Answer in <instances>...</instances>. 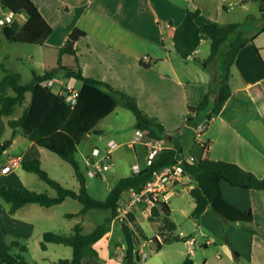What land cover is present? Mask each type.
I'll return each instance as SVG.
<instances>
[{"label": "crops", "instance_id": "0c3cea01", "mask_svg": "<svg viewBox=\"0 0 264 264\" xmlns=\"http://www.w3.org/2000/svg\"><path fill=\"white\" fill-rule=\"evenodd\" d=\"M32 1L53 29L46 40L48 46L56 48L63 46L74 28L85 31L86 36L76 44L83 76L107 83L114 89L134 97L140 109L149 117L156 118L165 128L166 133L172 137H180L183 134L189 108L200 105L210 90L214 74L217 76L216 85L219 86L220 71L223 67L221 60L216 64L205 66L204 61L211 52L209 39L202 41L191 58H182L177 53L173 41L175 29L183 23L189 11L200 12L198 21L200 25L233 24L227 21L228 15L232 14L234 9L239 13L249 11L251 5H261L259 13L262 14L261 0ZM22 19L25 20L26 16L23 15ZM259 30L245 33L249 37L256 36V38L253 44H248L239 53L232 68V96L222 111L209 122L201 139L189 140L185 144L184 157H192L194 164H198L203 158L234 163L262 179L264 178V123L261 119L263 104L258 101L256 95L264 94V33L259 34ZM38 49L40 53V48ZM7 58L4 57L3 60ZM2 64L0 63V66ZM41 67L43 70L42 61ZM3 72L6 74L2 68L0 80L4 77L1 75ZM33 72L37 74L36 71ZM43 73L44 70L37 75L42 76ZM70 82L73 80L67 81L63 86ZM120 107L98 128L102 135L104 122L117 113ZM135 125L136 119L134 127ZM9 131L11 138L12 130ZM5 132L9 133L0 114V143ZM136 132L135 127V134ZM116 134L123 135L119 128ZM92 135H87L82 144L91 139ZM102 135L98 136L99 142H92L89 152L85 153L87 162L82 168L84 172L95 149L104 153L110 144H116L114 151L121 146L114 138H109L104 145H101ZM132 141L133 138L123 145L127 144L129 147ZM167 145L169 148L172 146L169 143ZM137 146L143 158L139 156ZM131 149L134 150L136 158L131 169L132 176L147 169L148 164L147 149L143 143ZM79 153L80 151L77 155ZM52 155L55 154L18 134L9 149L5 151L3 158L6 157V162L0 163V168L9 165L13 160H18L20 163L7 174H0V185L56 196L53 189H47L41 180L33 176L34 173L27 172L22 167L24 162L38 159L41 167L52 179L66 188L77 191L79 183L75 172L69 173L64 161ZM139 157L143 160H139ZM53 168L57 171H52ZM88 187L87 184V189ZM193 187L190 177L185 176L182 183L175 188L174 195L165 201L171 210L169 217H153L151 214L153 204L145 197L140 199L126 213L114 219L109 232L94 245L99 254L98 259L86 258L82 264H125L123 258L126 254V244L122 230L125 225L130 228L135 248L140 254H146L145 249L150 246V261L147 260L146 254L147 258L141 264H182L188 255H191L195 264H228V262L235 264V259L239 264H264V192L239 189L224 181L221 182L224 200L242 211L252 212L256 226L255 232L250 233L238 224H227L211 210L205 212L200 222L195 220L192 217L195 203L190 196ZM124 196L128 197L127 192ZM75 202L77 201L67 199L61 205L51 208L29 204L11 215L10 206L0 199V245L18 238L19 242L27 245L29 253L30 246L34 244L37 250L39 249L41 258L38 264H53L61 259H71L73 250L70 247H66L70 249L67 250L65 246L49 244L47 250L43 251L40 244L43 235L48 232L69 235L75 226L80 225L83 234H90L99 225V221L93 216L95 210L82 215L83 206L79 202L76 209L63 214L55 210L71 206L73 204L70 203ZM175 213H180L188 225L173 219ZM118 222L121 223L120 229L117 228ZM176 232L179 235L175 236ZM140 233L144 234L146 242H139ZM199 236L204 238V242L197 243ZM171 237L180 239L168 242ZM156 241L161 245L160 250ZM163 243H167L168 247L174 243L180 245L176 257L160 258L164 251ZM197 244L202 249L200 253L196 252ZM212 245L223 250L227 258L222 257L219 252L213 256L206 255ZM51 253L61 255H57L56 259H50Z\"/></svg>", "mask_w": 264, "mask_h": 264}, {"label": "trees", "instance_id": "16d2710c", "mask_svg": "<svg viewBox=\"0 0 264 264\" xmlns=\"http://www.w3.org/2000/svg\"><path fill=\"white\" fill-rule=\"evenodd\" d=\"M0 7L3 11H11L16 16L12 24L0 28L3 37L10 43L38 46L44 70L42 76L33 72L32 80L25 84L21 81L22 75L17 73L6 72L0 80V114L8 128L12 130L11 138L0 143V159L12 145L13 139L18 134H22L30 142L57 155L69 164L79 183L77 191L68 189L49 176L41 167L40 160H30L23 163V169L37 175L56 192V196L0 185V199L10 206L11 215L29 204L51 208L61 205L67 199L77 201L83 206L82 215L92 210L109 211L110 217L90 234H83V229L77 225L69 235L45 233L40 244L43 251L47 250L49 244L62 245L73 250L71 259H61L53 264H82L86 258L98 259L99 254L94 245L109 232L113 220L119 216L118 209L122 195L131 189L140 191L152 181L155 173L183 159L185 144L189 140H196V128L202 121L209 124L232 96V68L239 53L248 44H253L256 36H247L237 23L200 25L199 11L187 13L183 23L175 29L173 41L177 53L184 59L191 58L202 41L209 39L211 52L204 61L205 66L216 64L221 60L223 67L220 71L219 86L216 85L217 76L214 74L210 90L200 105L189 108L183 134L180 137H172L166 133L165 128L156 118L149 117L140 109L134 97L114 89L107 83L83 76L76 44L86 36L85 31L74 28L63 46L51 47L46 44V40L53 29L32 0H0ZM262 13H264V2H262ZM23 15L26 16L25 20L21 19ZM227 43L224 52L222 48ZM60 78L81 83L75 105L68 103L64 94L56 92L54 87L41 85L42 82L50 80L57 83ZM256 98L263 104L261 119L264 123V94H257ZM213 103L215 105L212 107ZM120 106L134 115L136 130L144 133V140L163 142L165 146L169 143L172 146L169 148L167 145L168 149L159 153L147 169L120 179L107 199L100 201L88 193L86 175L76 155L87 135H102L98 128ZM19 109L22 110L19 112ZM182 167L194 184L190 196L195 203L192 212L195 220L200 222L205 212L211 210L227 224H238L247 232H255L256 224L252 212L242 211L224 200L221 182L224 181L239 189L264 192V178L260 179L234 163L211 161L207 158L201 159L198 164L185 160ZM151 214L153 217H169L171 210L165 202L159 201L154 203ZM122 230L126 244L124 263L141 264L142 259L135 248L130 228L125 225ZM175 239L180 238L171 237L168 242ZM156 243L160 250V243L158 241ZM28 251L26 244L19 242L18 238H13L9 243L0 245V264H38L26 260L25 255ZM235 255L237 256L236 253ZM182 264L195 263L191 255H188Z\"/></svg>", "mask_w": 264, "mask_h": 264}, {"label": "rangeland", "instance_id": "374dc122", "mask_svg": "<svg viewBox=\"0 0 264 264\" xmlns=\"http://www.w3.org/2000/svg\"><path fill=\"white\" fill-rule=\"evenodd\" d=\"M261 5H251L249 11H245L243 13H239L236 11H233L232 14L228 15L226 18L227 21L229 22H235L240 25V29L245 32V33H252L253 30H259V34L264 33V13H259ZM261 12V10H260ZM2 15V9L0 7V16ZM22 19V17H21ZM24 20V19H22ZM233 39V37H231ZM230 39V40H231ZM227 45H224L222 48L223 51L225 52L227 49ZM30 56H33L31 58ZM4 57H8L7 60H3ZM0 63H3L0 66V72H2V68L4 71L8 73H20L22 75V83H29L32 80V71H36L37 74L42 73V67H41V60H40V53L39 49L36 45H25V44H18V43H10L7 41L2 33L0 32ZM1 75L5 76V72L1 73ZM67 81L65 79L60 78L59 81H57V84L54 87V90L56 92H59L60 87L66 84ZM70 85L73 86L75 89H79L81 86L80 82L73 81L70 82ZM254 93V92H253ZM215 104H212V107ZM22 109H19V112ZM6 124V130H8V134H4L3 140L1 141L2 143L7 141L10 138V131L7 126V123L4 118H2ZM135 117L134 115L124 107H120L114 115L110 116L105 122L104 125L102 126L103 130V135L101 136L102 142H100L101 145H104L105 142L109 138H114L116 143L118 145H121L116 151L113 152L112 154V159H113V164L111 168L108 171H105L102 173V176L98 177H89L86 173V180L87 184L89 185L88 193L90 196H92L95 199H98L100 201H104L107 199L110 191L114 189L117 186V183L120 179L126 178L131 176V169L132 165L136 162L134 150L127 147L128 145H123V143H128L132 138H134L135 135ZM120 129L121 133L123 135L117 136L116 130ZM99 142V137L97 135H92V138L84 141L85 143L81 144L78 151L80 153L77 155L76 159L80 163L81 167L84 168L85 164L87 162V158L85 153L89 152V147L92 142ZM87 144V145H85ZM138 150V154L140 157L143 158V155L140 154L139 152V147H136ZM55 158H58L57 155H52ZM139 160H143L140 159ZM6 157H2L0 159V163L3 164L6 162ZM59 159V158H58ZM60 160V159H59ZM100 166L102 167L103 165L107 164L103 160L100 161ZM64 165L66 166L67 170L69 173L73 174L74 170L70 165L64 162ZM52 171H57L56 168H53ZM33 176L40 180L37 175L33 174ZM43 182V181H42ZM67 182H69L67 180ZM44 186H46L47 189L51 190V188L48 185H45L43 182ZM72 187V186H71ZM69 189V188H68ZM72 189V188H70ZM73 204L71 206H65L61 208L55 209L58 213H65L67 211H71L72 209H76L78 206V203H70ZM94 218L95 220H98L99 225L103 224L107 218L110 217V212L109 211H103V210H95L94 211ZM173 219H176L178 222L182 223L183 225H188L184 217L180 213H175L173 216ZM61 225V224H60ZM121 227V223L118 222L117 228ZM187 227V226H186ZM160 228V227H159ZM179 235L178 232H176L175 236ZM197 243H202L204 242L203 237H197ZM139 242L144 243L146 242V238L144 234L140 233L139 235ZM222 244V243H221ZM220 245V243H219ZM180 245L178 244H173L170 247L167 246V243H163V253L160 258H165V257H176L177 251L181 248L179 247ZM229 246V245H228ZM38 247V246H37ZM63 248V247H62ZM66 248V247H64ZM154 248V247H153ZM67 249V248H66ZM69 249V248H68ZM67 249V250H68ZM39 250V249H38ZM37 250L36 246L32 244L30 246V252L25 255V258L28 262L30 263H40L41 258L39 255V251ZM70 250V249H69ZM146 254L148 255L147 260L150 261V256H151V249L150 246H147L145 249ZM196 252H202L201 247L197 244V249ZM217 252L222 255L225 259L227 258V255L223 250L218 249L217 246L212 245L210 249L207 251L206 255L208 256H213V254H216ZM52 256L50 259H56L57 255H61L58 253L57 255L55 253H51ZM233 256V254H232ZM200 257V256H199ZM235 259V257L233 256ZM144 261V260H142ZM174 261V260H173ZM175 263V261H174ZM230 264V262H228ZM233 264V263H232ZM235 264H239L238 260L235 259Z\"/></svg>", "mask_w": 264, "mask_h": 264}, {"label": "built area", "instance_id": "2783aa9c", "mask_svg": "<svg viewBox=\"0 0 264 264\" xmlns=\"http://www.w3.org/2000/svg\"><path fill=\"white\" fill-rule=\"evenodd\" d=\"M16 18L15 14L11 11H3L0 16V28L6 25L12 24ZM57 83L53 80L42 82L43 87H55ZM60 94L66 95V100L71 105H75L78 98V90H76L70 84L61 86ZM208 124L206 121L202 122L195 130L196 141H199L204 134ZM143 143L147 149V164L151 165L156 156L162 151L168 149L163 142H158L154 140H144V133L137 131L133 141L130 143V148H135V145ZM116 144H110L106 152L101 153L100 150L95 149L92 153V158L89 159L87 163L86 173L89 177L102 176V173L108 171L112 164V154ZM103 160L107 164L100 166V161ZM194 164V159L192 157H183L179 160L177 164L166 167L158 173L154 174L152 181H150L143 189L134 190L131 189L127 191L128 197L122 195L120 202V207L118 209L119 216L124 214L129 210L135 203H137L143 197L154 205L155 202L168 201L175 193V188L178 187L185 176H188L185 172L182 164L184 161ZM18 160H13L9 165L0 168V174H7L12 171L13 168L19 165ZM126 193V192H125ZM138 252V251H137ZM142 260L147 258L146 254L138 252Z\"/></svg>", "mask_w": 264, "mask_h": 264}, {"label": "water", "instance_id": "95a60500", "mask_svg": "<svg viewBox=\"0 0 264 264\" xmlns=\"http://www.w3.org/2000/svg\"><path fill=\"white\" fill-rule=\"evenodd\" d=\"M262 2H264V0H261ZM64 97H66V95L64 94Z\"/></svg>", "mask_w": 264, "mask_h": 264}]
</instances>
